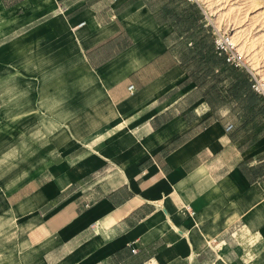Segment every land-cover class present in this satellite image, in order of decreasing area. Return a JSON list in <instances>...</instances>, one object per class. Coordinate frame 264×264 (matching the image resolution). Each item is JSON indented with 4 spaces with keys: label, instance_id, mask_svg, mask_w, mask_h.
I'll return each instance as SVG.
<instances>
[{
    "label": "crops",
    "instance_id": "0c3cea01",
    "mask_svg": "<svg viewBox=\"0 0 264 264\" xmlns=\"http://www.w3.org/2000/svg\"><path fill=\"white\" fill-rule=\"evenodd\" d=\"M164 6L0 0V134L34 137L0 164V264H264V100L186 64Z\"/></svg>",
    "mask_w": 264,
    "mask_h": 264
},
{
    "label": "rangeland",
    "instance_id": "374dc122",
    "mask_svg": "<svg viewBox=\"0 0 264 264\" xmlns=\"http://www.w3.org/2000/svg\"><path fill=\"white\" fill-rule=\"evenodd\" d=\"M148 1L155 8L168 3L178 14L184 12L189 21H181L180 28L188 33L187 43L191 42L190 45L187 44L188 48L194 49L195 39L202 32L207 35L220 32L230 38L233 34L236 35L237 45L234 46L244 67L235 70L226 67L224 72L229 76L227 81L247 79L249 70L255 74L260 71L264 76V0H196L192 4L183 0ZM188 6H192L191 9H187ZM164 14V17L172 19L169 11H164ZM194 16L197 17L196 20ZM180 48L184 46L181 45ZM256 75L261 78L259 74ZM11 125L9 128L12 130L8 134H0V164L16 158L30 146V139L34 138L30 137V120L15 121ZM54 127L56 124L51 122L47 128L53 130Z\"/></svg>",
    "mask_w": 264,
    "mask_h": 264
},
{
    "label": "trees",
    "instance_id": "16d2710c",
    "mask_svg": "<svg viewBox=\"0 0 264 264\" xmlns=\"http://www.w3.org/2000/svg\"><path fill=\"white\" fill-rule=\"evenodd\" d=\"M184 1H186V0H184ZM188 3H190V2H188ZM164 7L165 8H163L164 9L163 14H164V11H166V10L169 11V13L172 15V18L175 19L176 21H179V23L181 21H186V22L189 21V18H187L186 15L184 16V12H182L181 14L180 13L178 14L173 9H171L170 6L169 7L164 6ZM191 7L192 6H188L187 9H191ZM164 16H165V14H164ZM194 19L196 20L197 17L194 16ZM203 31H205V30H203ZM212 37H213L212 35H207V34H204V32H202V34L195 39L196 43H195V47L193 49L194 53L191 56H187L185 62H186V64L194 65L195 69L198 71L203 70L206 75L212 74L216 67H220V68H222L224 75H226L228 77V74H226L224 72L226 67H229L228 69H230V70H235L237 67H234V66L228 64L225 61L224 56L218 55L215 52ZM189 43H191V42L189 41ZM188 57H190V58H188ZM236 80L248 82L249 88H250L249 76L247 77V79L246 78H238Z\"/></svg>",
    "mask_w": 264,
    "mask_h": 264
},
{
    "label": "built area",
    "instance_id": "2783aa9c",
    "mask_svg": "<svg viewBox=\"0 0 264 264\" xmlns=\"http://www.w3.org/2000/svg\"><path fill=\"white\" fill-rule=\"evenodd\" d=\"M187 2L194 3L196 0H186ZM84 22H79L73 29H77L83 25ZM214 50L218 55L224 56L225 61L237 68L244 67V62L240 58L238 52H236L235 46L230 42V36L225 35L224 33H213L212 34ZM189 45L191 43H188ZM249 82L250 88L257 93L264 100V80L255 75L252 71L249 70ZM132 85L128 86V90L132 89ZM232 127L231 124L226 126V130H229Z\"/></svg>",
    "mask_w": 264,
    "mask_h": 264
},
{
    "label": "bare ground",
    "instance_id": "6f19581e",
    "mask_svg": "<svg viewBox=\"0 0 264 264\" xmlns=\"http://www.w3.org/2000/svg\"><path fill=\"white\" fill-rule=\"evenodd\" d=\"M230 42H231V44L234 46H236L237 45V37H236V35L235 34H233V36H231V38H230ZM237 50V49H236ZM255 68V67H254ZM256 72V71H255ZM254 73V72H253ZM255 74V73H254ZM256 74H259L260 76H261V78L262 79H264V76L260 73V71L259 72H257ZM255 74V75H256Z\"/></svg>",
    "mask_w": 264,
    "mask_h": 264
}]
</instances>
